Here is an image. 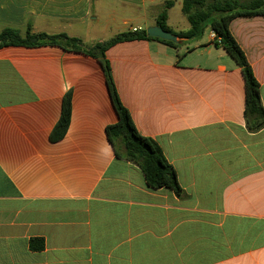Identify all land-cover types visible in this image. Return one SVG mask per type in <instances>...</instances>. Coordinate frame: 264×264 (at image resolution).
<instances>
[{"label":"crops","instance_id":"0c3cea01","mask_svg":"<svg viewBox=\"0 0 264 264\" xmlns=\"http://www.w3.org/2000/svg\"><path fill=\"white\" fill-rule=\"evenodd\" d=\"M167 1L168 25L184 0H0V34L86 41L104 5L105 31L147 30ZM230 31L264 106V17L236 18ZM215 39L209 28L178 47L135 40L106 52L122 104L161 147L182 197L150 188L116 156L106 128L118 116L98 59L0 48V264H264V128L248 129L241 68ZM68 93L70 126L52 141ZM34 238L43 249H31Z\"/></svg>","mask_w":264,"mask_h":264},{"label":"trees","instance_id":"16d2710c","mask_svg":"<svg viewBox=\"0 0 264 264\" xmlns=\"http://www.w3.org/2000/svg\"><path fill=\"white\" fill-rule=\"evenodd\" d=\"M174 3L167 1L164 9L157 17V25L175 34L167 25L168 10ZM182 11L187 16L190 29L176 34L181 38L192 41L201 38L207 29L216 34L214 44L223 48L241 68L245 81V111L244 117L250 131L256 132L264 128V106L261 101L260 84L240 45L230 31V23L239 17H264V0H184ZM135 40H158L178 47L170 41L152 38L147 31H127L116 35L107 41L86 45L82 39L67 34L32 33L29 31L21 36L19 31L12 28L4 29L0 34V48L5 46H56L64 51L82 53L98 59L104 70L106 83L118 121L106 128V135L112 144L115 154L140 167L147 185L155 190L168 188L179 197L184 194L173 166L167 161L161 147L153 139L140 134L129 110L122 104L112 74L106 52L114 45ZM71 94L63 99L60 118L50 134L52 141H59L66 135L71 121ZM32 250L44 248V240L34 238L30 241Z\"/></svg>","mask_w":264,"mask_h":264},{"label":"rangeland","instance_id":"374dc122","mask_svg":"<svg viewBox=\"0 0 264 264\" xmlns=\"http://www.w3.org/2000/svg\"><path fill=\"white\" fill-rule=\"evenodd\" d=\"M111 7L109 5H104V15L102 16V24L93 26L89 28V32H87V35H84L87 39H85L86 41H84V43L86 45H92L94 43L91 44V42H94L97 40H110L111 38H113L115 36V34H117L116 30H107L105 31L104 28V23L106 21V17L108 15V9H110ZM169 21H168V25L171 27V30L176 34L180 33L181 31H185L190 27L189 21L187 19V16L183 13L182 11V7H175L174 9H172L169 13ZM129 26L124 27L120 30V32H126L128 31Z\"/></svg>","mask_w":264,"mask_h":264},{"label":"water","instance_id":"95a60500","mask_svg":"<svg viewBox=\"0 0 264 264\" xmlns=\"http://www.w3.org/2000/svg\"><path fill=\"white\" fill-rule=\"evenodd\" d=\"M146 31H147V35L152 38H158L161 40L170 41L175 44H181L184 41V39L181 38L179 35L166 31L158 25L151 26Z\"/></svg>","mask_w":264,"mask_h":264},{"label":"built area","instance_id":"2783aa9c","mask_svg":"<svg viewBox=\"0 0 264 264\" xmlns=\"http://www.w3.org/2000/svg\"><path fill=\"white\" fill-rule=\"evenodd\" d=\"M138 29H134V31H137ZM214 37L216 38V34L213 32Z\"/></svg>","mask_w":264,"mask_h":264}]
</instances>
